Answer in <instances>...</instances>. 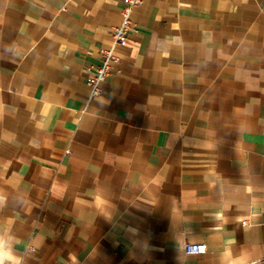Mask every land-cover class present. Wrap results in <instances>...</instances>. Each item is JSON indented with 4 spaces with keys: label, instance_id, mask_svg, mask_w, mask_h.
<instances>
[{
    "label": "crops",
    "instance_id": "obj_1",
    "mask_svg": "<svg viewBox=\"0 0 264 264\" xmlns=\"http://www.w3.org/2000/svg\"><path fill=\"white\" fill-rule=\"evenodd\" d=\"M141 1L0 0L3 264H264V0Z\"/></svg>",
    "mask_w": 264,
    "mask_h": 264
},
{
    "label": "built area",
    "instance_id": "obj_2",
    "mask_svg": "<svg viewBox=\"0 0 264 264\" xmlns=\"http://www.w3.org/2000/svg\"><path fill=\"white\" fill-rule=\"evenodd\" d=\"M141 2V0H124V8L122 11L123 20L120 27L114 32V45L111 48L103 50L102 65L94 69L87 81L88 85L91 87L93 97L102 94L103 84L107 82L109 76L112 74V63L116 61L114 48L118 45L125 44L129 35L132 33V17L135 9L141 5ZM244 225L246 226L247 222H244ZM185 252L188 255H204L207 253V246L205 244H186Z\"/></svg>",
    "mask_w": 264,
    "mask_h": 264
},
{
    "label": "clouds",
    "instance_id": "obj_3",
    "mask_svg": "<svg viewBox=\"0 0 264 264\" xmlns=\"http://www.w3.org/2000/svg\"><path fill=\"white\" fill-rule=\"evenodd\" d=\"M0 264H3V259H0Z\"/></svg>",
    "mask_w": 264,
    "mask_h": 264
}]
</instances>
